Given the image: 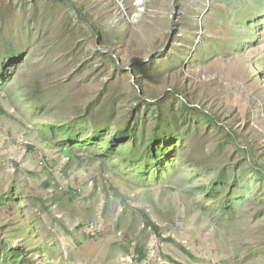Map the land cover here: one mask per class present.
<instances>
[{"label": "rangeland", "instance_id": "rangeland-1", "mask_svg": "<svg viewBox=\"0 0 264 264\" xmlns=\"http://www.w3.org/2000/svg\"><path fill=\"white\" fill-rule=\"evenodd\" d=\"M259 169L264 0H0V264H264Z\"/></svg>", "mask_w": 264, "mask_h": 264}, {"label": "trees", "instance_id": "trees-1", "mask_svg": "<svg viewBox=\"0 0 264 264\" xmlns=\"http://www.w3.org/2000/svg\"><path fill=\"white\" fill-rule=\"evenodd\" d=\"M81 13H83V12L81 11ZM95 34H97V35L101 34L100 30L96 28L95 29ZM258 171H259V174H263L264 175V172L261 169H259ZM155 230H156L157 233H159V230H158V228L156 226H155Z\"/></svg>", "mask_w": 264, "mask_h": 264}, {"label": "built area", "instance_id": "built-area-1", "mask_svg": "<svg viewBox=\"0 0 264 264\" xmlns=\"http://www.w3.org/2000/svg\"><path fill=\"white\" fill-rule=\"evenodd\" d=\"M128 260H130L131 261V258L130 257H128ZM132 262V261H131Z\"/></svg>", "mask_w": 264, "mask_h": 264}, {"label": "water", "instance_id": "water-1", "mask_svg": "<svg viewBox=\"0 0 264 264\" xmlns=\"http://www.w3.org/2000/svg\"><path fill=\"white\" fill-rule=\"evenodd\" d=\"M106 52V51H105ZM108 52V51H107Z\"/></svg>", "mask_w": 264, "mask_h": 264}]
</instances>
